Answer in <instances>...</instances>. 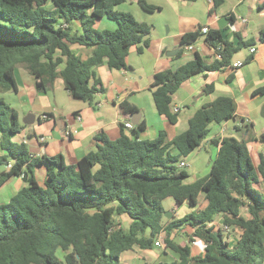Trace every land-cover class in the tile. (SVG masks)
Instances as JSON below:
<instances>
[{
	"label": "trees",
	"instance_id": "16d2710c",
	"mask_svg": "<svg viewBox=\"0 0 264 264\" xmlns=\"http://www.w3.org/2000/svg\"><path fill=\"white\" fill-rule=\"evenodd\" d=\"M124 1L0 0V189L12 177L23 182L7 203L0 204V264H120L123 252L133 246L150 249L161 233L165 248L178 254V259L160 264H264V158L254 168L244 141L224 138L213 141L220 145L205 178L186 183L188 173L178 166L201 145L211 125L234 116L236 104L230 97L203 106L189 120L188 129L172 140L163 131L156 139L141 140L144 120L129 134L121 125L114 141L99 132L93 138L96 149L75 164H65L62 156L32 158L25 144L12 141L24 126L3 95L16 89L17 66L34 78L37 92L45 93L60 79L73 100L91 103L102 91L95 67L127 70L129 49L148 47L152 27L115 10ZM48 2L53 9L45 7ZM220 2L213 0V8ZM137 3L146 12L159 10L144 0ZM101 18L116 22L117 29H95ZM75 20L81 23V33L69 27ZM201 36L220 60L207 64L195 54L175 71L154 76L156 111L171 124L177 120L169 110L171 98L186 79L232 67L233 56L255 44L239 39L234 46L217 31L203 34L199 28L183 35L180 46H192ZM257 41L264 43V30ZM71 45L89 48L92 54L82 60ZM250 60L252 56L246 62ZM212 91L213 85H206L202 94ZM263 92L264 88L253 94ZM120 111L129 119L138 109L122 102ZM41 166L46 169L43 187L35 178V169ZM201 195L204 208L181 218L164 217L165 199L192 208ZM122 215L131 220L127 231L115 222ZM218 216L222 227L215 230L209 225ZM185 226L202 241L201 254L192 256L188 243L170 238ZM230 235H237L232 245Z\"/></svg>",
	"mask_w": 264,
	"mask_h": 264
},
{
	"label": "crops",
	"instance_id": "0c3cea01",
	"mask_svg": "<svg viewBox=\"0 0 264 264\" xmlns=\"http://www.w3.org/2000/svg\"><path fill=\"white\" fill-rule=\"evenodd\" d=\"M148 5L158 7L155 12H146L137 3L130 0V7L125 1L116 9L120 12L130 13L135 20L152 27L148 47L141 45L129 49L126 57L127 70L110 69L101 65L93 69L99 81L98 88L102 91L94 95L91 103L73 100L64 89L60 79L45 92L39 93L35 89L34 78L21 66L14 70L16 89L12 92L18 99L19 106L26 109V120L34 117L31 125H23L18 134L12 136V141L27 146L29 156L32 158L62 156L65 164H75L86 154L96 149L93 138L103 132L109 140H116L120 136V126L126 122L137 124L144 120L146 129L139 134L141 140L156 139L161 131L168 140L182 134L188 129V122L192 116L203 106L212 103L219 97H230L236 104L234 116L209 127L207 137L187 157L181 159L186 167L188 178L186 183H193L205 178L216 158L219 145L213 143L224 138H234L244 141L247 152L254 168L264 158V92L253 94L264 88V43H259V33L264 30V0H221L213 8V0H144ZM53 6V5H52ZM53 9V8H52ZM107 22V23H104ZM72 32L81 33V23L78 20L69 24ZM98 31H114L117 23L107 18L98 19L94 25ZM207 27L210 31H217L223 40L236 46L239 39L246 42L252 40V47L238 51L232 59V65L241 62V67L227 68L219 72H204L186 79L180 88L173 94L169 110L174 114L177 109V120L171 124L169 120L160 116L155 108L152 93L154 76L165 71H175L179 67L192 61L195 54L210 64L217 60L215 53L204 43L201 36L192 44V49L180 46L181 37L187 33L195 32L199 28ZM142 47L141 52L138 49ZM70 48L86 60L91 56L89 48L71 45ZM254 48L255 52L250 53ZM182 50L180 56L170 57L168 53ZM245 50V54L242 51ZM252 60L246 62L248 57ZM206 85H213L210 94H202ZM128 102L138 109L127 119L120 111V104ZM12 108V107H11ZM18 117L19 112L13 108ZM46 116V118H44ZM263 116V117H262ZM136 124V125H137ZM133 127L136 126L132 123ZM132 129H125L126 133ZM44 138V142L40 139ZM2 153L0 149V154ZM179 163V164H180ZM179 166V165H178ZM35 178L39 186L46 181L45 167L35 169ZM23 186L22 178H10L0 189V204L7 203ZM4 194V197L2 196ZM202 195L199 196V198ZM198 198V200H199ZM189 208L186 212H178V208L166 213V219L181 218L192 210L205 207ZM183 206V205H182ZM181 206V207H182ZM116 224L124 230L131 226L128 216L116 217ZM213 226L215 230L222 227V218L216 217ZM194 229L185 226L172 233L170 238L175 243H188L191 255L196 256L203 252L204 245L201 240L193 237ZM149 235V230L145 236ZM164 234L161 233L150 249H141L133 246L120 256V264H160L177 261L178 254L165 248ZM237 235H230L229 244L235 243ZM155 242L160 247H155Z\"/></svg>",
	"mask_w": 264,
	"mask_h": 264
},
{
	"label": "rangeland",
	"instance_id": "374dc122",
	"mask_svg": "<svg viewBox=\"0 0 264 264\" xmlns=\"http://www.w3.org/2000/svg\"><path fill=\"white\" fill-rule=\"evenodd\" d=\"M125 6L126 7H130V0H125ZM47 9H52L53 8V6H52V3L51 2H48L47 4H46V6H45ZM115 10H117L116 8H115ZM104 23H107V22H104ZM242 53L243 54H245V50L244 51H242ZM22 67V66H21ZM3 97H4V100H5V102L10 106V107H12V108H15L18 112H19V123L20 124H23V121H24V119L26 118V116H27V111H26V109H23V108H21L20 106H19V102H18V98L12 93V92H7V93H5L4 95H3ZM24 129H26V130H28V127L26 126V127H24ZM3 197H4V194L2 195ZM199 204H201V205H199V207L201 208L202 206H204V202L202 201V199H201V197L199 198ZM162 207H163V209L165 210V214L166 213H169L170 214V212L174 209H176V207H175V202H174V200L172 199V198H167V199H165L163 202H162ZM197 208V207H196ZM186 210H188V207L186 206V205H183L182 207L180 206L179 208H178V210H176L178 213L177 214H179V212H186ZM164 217H166L165 215H164ZM181 240L180 239H177L176 240V242L178 243V242H180Z\"/></svg>",
	"mask_w": 264,
	"mask_h": 264
},
{
	"label": "built area",
	"instance_id": "2783aa9c",
	"mask_svg": "<svg viewBox=\"0 0 264 264\" xmlns=\"http://www.w3.org/2000/svg\"><path fill=\"white\" fill-rule=\"evenodd\" d=\"M207 32H208V28H207V27H202V28H201V33L206 34ZM187 49H188V50H191L192 47L189 46V47H187ZM254 52H255V49H254V48H251V49H250V53H254ZM215 58H216L217 60H220V59H221V57H220L219 55H217V54H215ZM241 65H242L241 62H237V63H234V64L232 65V67H233L234 69H237V68L241 67ZM174 112L177 113L178 110L175 109ZM44 118H46V116H44ZM124 127H125L126 129H132V128H133V125H132V123H130V122H126V123L124 124ZM40 141H41V142H44V138H41ZM10 167H11V165L8 164L7 168L9 169ZM179 167H180V168L186 167V164H185L184 162H181V163L179 164ZM160 246H161V245H160L159 242H155V247H160Z\"/></svg>",
	"mask_w": 264,
	"mask_h": 264
},
{
	"label": "water",
	"instance_id": "95a60500",
	"mask_svg": "<svg viewBox=\"0 0 264 264\" xmlns=\"http://www.w3.org/2000/svg\"><path fill=\"white\" fill-rule=\"evenodd\" d=\"M177 52H178L177 50L172 51V52L168 53V56L172 57V56L176 55ZM137 116H138V114H135L134 117H137ZM262 117H263V116H262ZM33 122H34V117H33V116H30L29 119H27V120L24 119V121H23L24 125H31ZM132 123H133L134 125H136V124H137V121L133 119V120H132Z\"/></svg>",
	"mask_w": 264,
	"mask_h": 264
}]
</instances>
